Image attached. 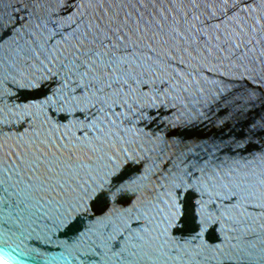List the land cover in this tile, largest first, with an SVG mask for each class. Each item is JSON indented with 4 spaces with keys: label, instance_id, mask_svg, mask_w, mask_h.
I'll return each mask as SVG.
<instances>
[{
    "label": "water",
    "instance_id": "obj_1",
    "mask_svg": "<svg viewBox=\"0 0 264 264\" xmlns=\"http://www.w3.org/2000/svg\"><path fill=\"white\" fill-rule=\"evenodd\" d=\"M0 261L264 264V0H0Z\"/></svg>",
    "mask_w": 264,
    "mask_h": 264
},
{
    "label": "bare ground",
    "instance_id": "obj_2",
    "mask_svg": "<svg viewBox=\"0 0 264 264\" xmlns=\"http://www.w3.org/2000/svg\"><path fill=\"white\" fill-rule=\"evenodd\" d=\"M0 264H5V263H3L2 261H0Z\"/></svg>",
    "mask_w": 264,
    "mask_h": 264
}]
</instances>
